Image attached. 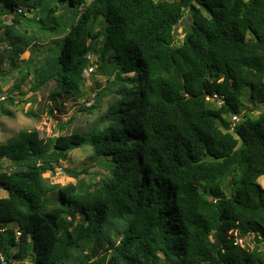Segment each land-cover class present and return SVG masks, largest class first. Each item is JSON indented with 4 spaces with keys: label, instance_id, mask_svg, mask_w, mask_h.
<instances>
[{
    "label": "trees",
    "instance_id": "16d2710c",
    "mask_svg": "<svg viewBox=\"0 0 264 264\" xmlns=\"http://www.w3.org/2000/svg\"><path fill=\"white\" fill-rule=\"evenodd\" d=\"M31 1L0 0V15L11 16L7 28L31 19L41 0ZM59 1L83 10L35 87L55 79L60 91L49 99L61 107L80 90L93 53L114 62L115 81L133 73L138 89L120 92L113 122L102 130L46 138L21 130L0 143L7 264H67L73 250L81 252L77 264H264V0ZM185 11L191 23L177 45ZM99 16L103 25L94 32ZM5 33L17 52L29 45ZM245 95L249 110L262 111L232 124L229 116L248 108ZM84 143L110 157L112 173L92 191L59 187V203L51 205L55 185L42 174ZM114 220L123 222L116 241L107 232ZM13 221L17 236L7 226ZM246 235L253 247L239 242Z\"/></svg>",
    "mask_w": 264,
    "mask_h": 264
},
{
    "label": "rangeland",
    "instance_id": "374dc122",
    "mask_svg": "<svg viewBox=\"0 0 264 264\" xmlns=\"http://www.w3.org/2000/svg\"><path fill=\"white\" fill-rule=\"evenodd\" d=\"M33 1L35 0L31 3ZM90 1L87 0L86 4ZM38 4L33 13H27L31 18L29 21L25 20L21 24L10 26L11 28H7L12 22L11 16L0 15V88L6 89L8 97L12 100L0 104V143L17 138L21 130L37 129L40 137L45 138L60 132L69 134L102 130L113 122L114 116H111V112L119 107L123 95L120 92L138 89V83L131 82V78L135 77L133 73L123 74L124 80L115 81L117 70L113 71L114 62L102 61L99 54H94L91 64L94 69L88 74L83 72L82 85L80 90L75 92V96L72 95V98L65 100L61 107L59 102L50 101V94L60 91L56 80L50 79L38 87H35V84L41 77V68L46 69L49 62L55 61L61 46V38L82 12L83 7L73 8L67 2L62 3L59 0H41ZM190 23L191 17L185 11L175 27L177 45L181 43L184 29ZM102 25L103 20L99 16L92 21L93 31L101 29ZM6 29L10 30L11 34L28 40L29 45L26 44L22 52H17L18 49L11 45L13 39L5 33ZM103 40L104 38L101 37L99 46H102ZM124 97L129 99L130 96ZM242 102L248 108L240 114L229 116L232 124H235L245 113L256 118L262 111L259 105L249 110L253 104L247 100L246 95L242 97ZM211 103L213 107L219 104L217 101ZM92 104L96 106L92 107ZM60 124L63 127L62 131L59 130ZM109 162L110 157L94 154L90 143H84L65 152L63 158L59 160L60 167L55 165L53 170L42 174L47 184L55 185L47 194V199L51 205L58 204L59 187L69 183L76 184L77 190L96 189L100 185V180L112 173L113 168ZM3 164L8 165V161H3ZM66 169L79 174L77 177L72 176L66 172ZM258 181L264 187V175L260 176ZM223 185L224 192L228 196V179H224ZM5 193L6 191H1V194ZM76 220L83 221V216L78 215ZM113 222L107 228V232L116 241L123 222L122 220ZM7 226L15 228L16 222H10ZM240 242L250 247L255 244L252 235H246ZM259 249L263 250V247ZM13 251L14 249H11V252ZM80 254L79 250H73L67 264H77L75 257ZM22 264L34 263L27 258Z\"/></svg>",
    "mask_w": 264,
    "mask_h": 264
},
{
    "label": "built area",
    "instance_id": "2783aa9c",
    "mask_svg": "<svg viewBox=\"0 0 264 264\" xmlns=\"http://www.w3.org/2000/svg\"><path fill=\"white\" fill-rule=\"evenodd\" d=\"M94 57H95L94 54H87L86 55V58H87L88 62H87V66L84 69V73L85 74H88V73L93 71L94 67L91 64L93 63ZM215 97H216V94H213L211 97L208 96L207 98L213 99ZM7 98H8L7 90L0 88V104L3 103L4 101H6ZM0 170H2V165L1 164H0ZM1 191H6V190L0 186V199L1 198H5L6 196H4V195L7 193V191H6L5 194H1ZM5 228H7V227H5V226L4 227H0V231H4ZM14 231H15L16 236L20 234V232H19V230L17 228H14ZM240 240H239V242H240ZM0 264H7V262H6L4 256L2 255L1 252H0Z\"/></svg>",
    "mask_w": 264,
    "mask_h": 264
},
{
    "label": "crops",
    "instance_id": "0c3cea01",
    "mask_svg": "<svg viewBox=\"0 0 264 264\" xmlns=\"http://www.w3.org/2000/svg\"><path fill=\"white\" fill-rule=\"evenodd\" d=\"M60 125H61V124H60ZM60 125H59V127H60ZM4 196H7V193H6Z\"/></svg>",
    "mask_w": 264,
    "mask_h": 264
}]
</instances>
